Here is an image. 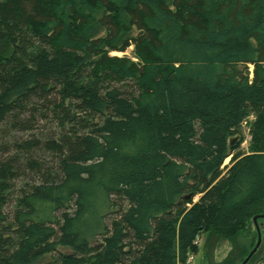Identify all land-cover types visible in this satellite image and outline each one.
Here are the masks:
<instances>
[{"label":"trees","instance_id":"obj_1","mask_svg":"<svg viewBox=\"0 0 264 264\" xmlns=\"http://www.w3.org/2000/svg\"><path fill=\"white\" fill-rule=\"evenodd\" d=\"M263 214L264 0H0V264H189Z\"/></svg>","mask_w":264,"mask_h":264},{"label":"rangeland","instance_id":"obj_2","mask_svg":"<svg viewBox=\"0 0 264 264\" xmlns=\"http://www.w3.org/2000/svg\"><path fill=\"white\" fill-rule=\"evenodd\" d=\"M124 54L132 56V47H129L125 53L111 52V55L117 56ZM241 134L243 141L240 147L243 151H247L250 134L244 123L242 124ZM236 137L237 135L231 136L229 141H233ZM229 160L230 157L227 158L225 165L229 164ZM197 198L195 197L194 200H197ZM261 237V244L246 264H264V226L261 228ZM252 238L253 235H245L242 232H238L230 238H220L217 234L210 231L204 232L198 237V252L193 256V260L190 259L189 262L192 261L191 264H241L251 251ZM59 250L70 252V249L63 247H60ZM46 258L49 259V257Z\"/></svg>","mask_w":264,"mask_h":264},{"label":"water","instance_id":"obj_3","mask_svg":"<svg viewBox=\"0 0 264 264\" xmlns=\"http://www.w3.org/2000/svg\"><path fill=\"white\" fill-rule=\"evenodd\" d=\"M258 218H263L264 219V214L260 215V216L253 217V223L255 225V229H256V233H257V241H256L254 247L251 249V251L248 253V255L246 256V258L244 259V261L241 264H246L248 262V260L250 259V257L257 251L259 245L261 244V241H262L261 228L263 226H262L261 223L257 222Z\"/></svg>","mask_w":264,"mask_h":264},{"label":"crops","instance_id":"obj_4","mask_svg":"<svg viewBox=\"0 0 264 264\" xmlns=\"http://www.w3.org/2000/svg\"><path fill=\"white\" fill-rule=\"evenodd\" d=\"M200 237V236H199ZM193 260V259H192ZM192 263V261L191 262H189V264H191ZM257 264H260V263H257Z\"/></svg>","mask_w":264,"mask_h":264},{"label":"flooded vegetation","instance_id":"obj_5","mask_svg":"<svg viewBox=\"0 0 264 264\" xmlns=\"http://www.w3.org/2000/svg\"><path fill=\"white\" fill-rule=\"evenodd\" d=\"M261 224H262V226H264V222H262Z\"/></svg>","mask_w":264,"mask_h":264},{"label":"bare ground","instance_id":"obj_6","mask_svg":"<svg viewBox=\"0 0 264 264\" xmlns=\"http://www.w3.org/2000/svg\"><path fill=\"white\" fill-rule=\"evenodd\" d=\"M227 160V159H226ZM226 160H225V162H226Z\"/></svg>","mask_w":264,"mask_h":264}]
</instances>
